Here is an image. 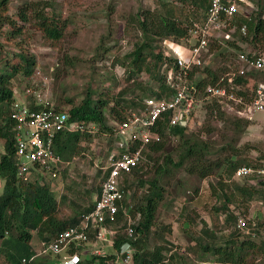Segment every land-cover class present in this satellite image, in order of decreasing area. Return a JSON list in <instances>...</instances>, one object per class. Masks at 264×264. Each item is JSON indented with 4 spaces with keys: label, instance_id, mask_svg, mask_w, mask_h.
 Returning <instances> with one entry per match:
<instances>
[{
    "label": "trees",
    "instance_id": "1",
    "mask_svg": "<svg viewBox=\"0 0 264 264\" xmlns=\"http://www.w3.org/2000/svg\"><path fill=\"white\" fill-rule=\"evenodd\" d=\"M155 1L160 4L154 9H138L126 23L127 27L134 25L135 29L141 32L142 39L135 41L132 50L125 55L126 58H129L130 69L126 74L127 85L118 91V98H114L113 104L109 106L108 100L105 98L106 93H97L96 89L87 88L80 102L71 105L67 110L70 120L80 122L86 127L94 126V132L59 133L53 146L63 160L72 161L75 156L80 155L86 146V141L92 135L107 137L109 145L112 144L114 122L123 121L126 112L139 106L143 97H169L178 88L174 84L176 79L170 82L167 80V77L172 73L176 74L178 69L174 66L173 58L164 51L162 44L165 41L185 44L186 39L192 36L195 25H202L205 22L209 0ZM254 1L255 8L250 12V18L238 12L229 22L231 26H237L235 32L244 43L250 44L256 56L264 54V0ZM8 4L9 0H0V33L4 25L8 24L11 28L10 35L18 36L26 23L34 21L47 39L57 42L64 36L67 20H63L56 13L52 0L24 3L18 9L15 19L6 14ZM243 23L246 24L247 33L242 36L239 34L238 27ZM208 40L210 52L215 49L213 46L220 47L213 37L209 36ZM230 44L236 46L235 42L231 40ZM19 45L22 49L21 52L13 54L12 58L6 57L0 69V138L4 140V152L0 155V177L4 180L3 193L0 195V254L3 255V260L7 264H53L60 255L50 252L43 253L47 255H37L39 250L36 251L31 243L33 235H37L39 243L50 241L62 230L79 224L82 213L90 210L93 204L83 208L74 216L62 218L59 214V202L56 194L48 184H40L36 181L18 183L14 167V124L10 118L15 98L10 87V80L19 72L29 76L35 65L34 58L29 56L21 44ZM65 58L66 61L63 63L68 64V59ZM119 61V57L115 58L114 65ZM223 70L224 68L221 72ZM221 72L211 69L210 65L204 66L203 69L201 66H193L188 75L189 78L195 80L198 89L195 108L200 103L205 114L224 121L226 124L222 136H226V133L229 132L232 134V140H226L223 145L216 148L215 140H205L201 137V134L213 131L211 126H206V128L202 126L197 131L187 134L190 125L177 124L167 127L169 120V113H167L164 124H159L162 140L147 144L143 152L144 160L124 177L122 183L125 192L129 191V195L123 201V206L127 207L128 204H132L129 213L133 218L139 213V219L133 224L134 234L139 235V238L133 241L124 231L126 221L122 205H120L116 221L112 223L115 233L112 235L111 251L103 254L88 252L87 249L92 246L91 242L94 241L95 234L92 231L89 233L91 242L81 245L72 244L66 252L72 254L76 251L80 255L77 264H116V254L123 246L127 245L134 248L131 264H177L176 259L179 254L171 252L172 244L166 239V235L171 233V226L168 223L156 222V219L158 205L164 200V185L169 183L173 173L179 169H184L187 174L196 176L200 180L209 176L217 177V186L213 188V192L217 198L222 199V202H220V206L213 207V210L224 216V222L220 229L213 224L210 228L204 220L200 219L198 224L201 223L202 227L197 233V231L189 232L188 230L197 224L195 220L198 214L194 211L192 214H186L184 220L187 223L184 222L183 226L193 241L192 244L187 245V249L195 252L196 257L201 258V262L185 263L264 264L263 240L242 234L235 224L238 216H249L247 212L254 200L262 202L264 208V182L256 181V184H251L250 179L257 180L258 176L256 175L246 176L242 182L234 177L235 171L241 166L257 168L264 167V163H252L244 158H236L240 151L233 142L237 136L244 132L250 119L237 115L225 118L226 112L223 105L214 97L205 98L207 95L205 88L215 85L225 71L222 72L223 74ZM199 73H203L204 76L198 78ZM138 74H144L143 79L148 80L146 82L137 81L139 86L129 85L128 82L135 79ZM257 74L262 77L259 80L264 81V69L251 72L247 77H238L233 87L234 94L242 96L246 101L251 100L259 81L254 79ZM57 75L55 74L56 81L59 79ZM152 81H154V85L151 84ZM109 89L110 87L107 88V90ZM135 90L144 94L143 97L136 98L140 96V93L134 94ZM129 91L134 92L129 98H124V95ZM27 100L31 108L54 107L62 109L53 104H39L31 97ZM105 109L109 110L108 116L111 121H108V116L104 113ZM175 138L177 139L175 148H172V151H165V147L169 143L168 140ZM214 155L216 158H213ZM147 168L151 169V174ZM99 185L100 180L98 188ZM216 188H219L220 193ZM194 192H198V188ZM262 223L264 224V213ZM229 224H233V229L229 230V233L225 234L223 238L217 236L219 230L226 229ZM258 226L259 224L254 230L259 233ZM151 235L157 244L149 249L146 247V243ZM208 254L213 258L212 261L206 259ZM254 254L259 259L263 258V262L255 261L254 257L251 260L248 259ZM51 255L55 258H50ZM32 256L34 257L31 259Z\"/></svg>",
    "mask_w": 264,
    "mask_h": 264
},
{
    "label": "rangeland",
    "instance_id": "2",
    "mask_svg": "<svg viewBox=\"0 0 264 264\" xmlns=\"http://www.w3.org/2000/svg\"><path fill=\"white\" fill-rule=\"evenodd\" d=\"M32 1L38 0H9L6 14L15 19L18 9L24 3ZM52 3L56 13L63 20H67L65 34L59 41L53 42L47 39L34 21L26 23L18 36L10 35L11 28L8 24L4 25L0 33V69L6 57L12 58L13 54L21 52L19 44L35 60L29 76L19 72L10 80L15 102L28 101L27 99L31 97L39 104H53L58 108L68 110L71 105L80 102L87 88H94L97 93H106L105 98L111 106L114 98H118V91L127 85L126 74L130 65L129 58L125 55L132 50L135 41L142 39L141 32L136 30L134 25L127 27L126 23L138 9H154L160 3L155 0H52ZM224 32L225 30L219 31L217 37L214 38L220 47L213 46L215 49L206 53L205 58H202L201 69L210 65V68L217 72H221L223 68L226 72L230 64L235 63V56L241 49V44L252 48L250 44H245L236 32L234 34L240 45L238 43H235L237 47L231 45L230 40L221 35ZM65 57L68 59V64L63 63L66 61ZM118 57L120 61L114 65L113 60ZM55 74L59 77L57 81ZM143 76L144 74H138L135 79L128 82L129 85L139 86L136 82L141 80L146 82L148 79H143ZM203 76V73H199L198 78ZM257 76L254 79H262L261 75ZM151 84L154 85V81ZM108 87H110L109 90H107ZM133 92L129 91L124 98H129ZM139 93V90H135L134 94ZM139 95L136 98L140 99L144 94ZM224 110L225 118L235 116L231 110ZM104 113L108 116L109 110L105 109ZM251 117L244 132L236 138L234 136L233 144L240 151L236 158H244L252 163H264V112L258 111ZM108 121H111L109 116ZM225 124L224 121L205 114L199 103L187 134L197 131L202 126L203 128L211 126L213 131L201 134V137L205 140H215L217 142L215 147L218 148L226 140L230 141L232 137L229 132L226 136H222ZM168 142L165 147L167 152L175 148L177 139H170ZM3 143L4 140L0 138V153L4 152ZM85 145L82 153L70 161L74 164V168L71 170L70 167H66L65 173H62V176L55 182V186L52 187L59 202V214L62 218L74 216L94 202L99 184L98 168L105 164L107 151L113 148V141L109 145L107 137L92 135ZM213 158H216V155ZM147 170L151 174V169L147 168ZM238 181L242 182L243 178ZM216 182V176L200 180L196 176L187 174L184 169H179L173 173L169 183L164 185V200L158 205L156 222L168 223L172 226V233L169 236L171 241L167 240L172 244L171 252L179 254L176 259L177 264L201 261V258L196 257L195 252L187 249V243L191 238L189 232H196L199 229L200 226L196 227V225H200L198 224L200 219L213 226L216 225L219 229L222 227L224 216L213 210V207L220 206L222 202V199L211 193L212 186L213 188L217 186ZM1 184L0 195L3 193L2 181ZM196 188L198 192H194ZM216 189L220 193L219 188ZM193 211L198 214L197 218L195 217L197 224L191 226L189 232L186 230L184 232L182 226L184 222L187 223L184 220L185 216L187 213L192 214ZM263 213L262 202L258 200L250 204V210L247 212L252 223L259 224L262 236H264ZM231 229H233V224H229L226 229L219 230L217 236L223 238ZM37 240V235L34 234L31 242L36 245L34 247L36 251L39 250ZM146 244V247L151 249L157 241L151 235ZM97 246L101 247L103 252L111 251L109 243H98ZM93 248V245L89 247L88 252L91 253ZM62 256L63 253L59 258L61 259ZM206 256L207 260H213L209 254ZM252 257L255 261L263 262V258L261 260L255 254L248 259L251 260ZM50 258L55 257L51 255ZM0 264H7L2 254H0Z\"/></svg>",
    "mask_w": 264,
    "mask_h": 264
},
{
    "label": "built area",
    "instance_id": "3",
    "mask_svg": "<svg viewBox=\"0 0 264 264\" xmlns=\"http://www.w3.org/2000/svg\"><path fill=\"white\" fill-rule=\"evenodd\" d=\"M240 9L249 12L254 7L250 0H209L207 18L202 25H195L193 36L187 38L183 45L177 43L165 45L164 51L173 58L174 66L178 69L176 74L172 73L167 77L169 82L176 79L174 84L178 88L175 93L162 98L145 96L139 106L126 112L123 121L114 122L113 148L107 151L105 164L98 168L99 193L93 207L82 213L79 224L62 230L48 242H42V248L37 255L46 252L54 255L63 253L61 259H57L53 264H77L80 255L76 251L72 254L66 252L72 244L90 242L89 233L92 231L95 235L94 241L91 242L94 246L91 253L103 254L97 244H111L112 235L115 233L112 223L116 221L120 205L126 221L124 231L133 241L139 238V235L134 234L133 228V224L139 219V213L133 219L129 213L132 204L123 206L124 199L129 195V191L125 192L122 186L124 177L144 160L143 152L147 144L162 140L159 124H164L167 113H169L167 127L177 124L190 125L196 110L198 89L195 80L189 78L188 74L193 66L203 65L202 58H205L209 51V36L215 38L219 31L225 30L227 33L221 35L240 45L233 35L236 29L229 23ZM238 30L240 35H246V24H241ZM235 58V63L230 64L229 69L217 83L205 88L207 92L205 98L214 97L223 108L231 110L234 115L251 119L252 114L264 112V81H258L253 98L249 101L235 95L233 87L238 77H247L251 72L264 69V54L255 56L252 48L241 44ZM10 118L14 124V167L18 183L36 181L53 187L62 176L64 168L71 164L56 153L53 146L56 136L62 132H94V126L86 127L80 122L70 120L67 110L54 107L31 108L28 101L14 102ZM251 175L258 176L257 180L250 179L251 184H256V181L264 182V167L241 166L235 171L234 177L241 179ZM247 217L238 216L236 228L242 234L264 242L261 231L258 233L254 230L257 224L252 223ZM133 253L132 246H123L116 254V264H131ZM262 257L264 258V252Z\"/></svg>",
    "mask_w": 264,
    "mask_h": 264
},
{
    "label": "crops",
    "instance_id": "4",
    "mask_svg": "<svg viewBox=\"0 0 264 264\" xmlns=\"http://www.w3.org/2000/svg\"><path fill=\"white\" fill-rule=\"evenodd\" d=\"M250 2L253 4V7L255 8V1L254 0H250ZM252 11V9L248 12V11H244V10H241L240 9V11H239V13H241V14H243L245 17H248V18H250V12ZM230 23V22H229ZM230 26H231V24H230ZM232 27H234L236 30H237V26H232ZM239 28V27H238ZM230 33H231V31H230ZM234 36H235V34H233ZM173 44H175V42H164L162 45H163V48L165 47V45L166 46H171V45H173ZM3 153V152H2ZM2 153H0V155L2 154ZM74 168V164H70V169L72 170ZM65 168H64V170H63V174L65 173ZM98 174H100V172H98ZM238 180V179H237ZM1 181H2V183H3V185H4V180L1 178L0 179V186L2 185L1 184ZM55 186V185H54ZM53 186V187H54ZM52 188V187H51ZM98 190H97V194H96V197H97V195H98V193H99V188H97ZM53 190V189H52ZM211 193L212 194H214V192H213V186H212V189H211ZM95 197V198H96ZM95 201V200H94ZM92 204H94V202L92 203ZM133 219H135V218H133ZM137 221V220H136ZM205 221V220H204ZM206 223H207V225L211 228L212 227V224L210 223H208L207 221H205ZM200 226V227H199ZM184 227V226H183ZM185 227H186V225H185ZM196 227H199V229L198 230H196L197 231V233H199L200 232V229H201V227H202V225H201V223H200V225H196ZM187 228V227H186ZM184 232H185V229L183 230ZM182 231V232H183ZM171 233H172V226H171ZM200 235V234H199ZM169 236H170V234L167 236L166 235V239H168V240H170L171 241V239L169 238ZM190 237V236H189ZM38 238V237H37ZM39 238H38V240H37V244H38V247H39V244H40V247H42V243H39ZM91 242V241H90ZM32 243V242H31ZM193 243V241L191 240V238H190V241L187 243V245L189 244H192ZM32 245L34 246V247H36V245L35 244H33L32 243ZM40 247L38 248V249H40ZM212 258V257H211ZM201 262V261H200Z\"/></svg>",
    "mask_w": 264,
    "mask_h": 264
}]
</instances>
